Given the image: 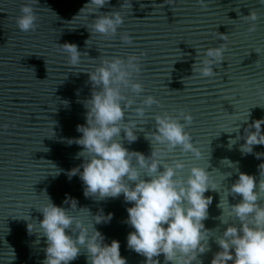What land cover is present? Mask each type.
Here are the masks:
<instances>
[{
    "label": "water",
    "instance_id": "obj_1",
    "mask_svg": "<svg viewBox=\"0 0 264 264\" xmlns=\"http://www.w3.org/2000/svg\"><path fill=\"white\" fill-rule=\"evenodd\" d=\"M0 264H264V0H0Z\"/></svg>",
    "mask_w": 264,
    "mask_h": 264
}]
</instances>
